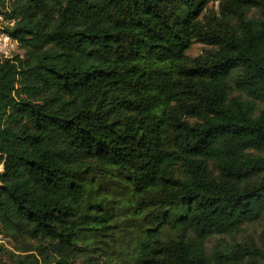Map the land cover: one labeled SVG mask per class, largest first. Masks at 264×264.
I'll use <instances>...</instances> for the list:
<instances>
[{"label":"trees","instance_id":"1","mask_svg":"<svg viewBox=\"0 0 264 264\" xmlns=\"http://www.w3.org/2000/svg\"><path fill=\"white\" fill-rule=\"evenodd\" d=\"M0 13V264H264V0Z\"/></svg>","mask_w":264,"mask_h":264},{"label":"built area","instance_id":"2","mask_svg":"<svg viewBox=\"0 0 264 264\" xmlns=\"http://www.w3.org/2000/svg\"><path fill=\"white\" fill-rule=\"evenodd\" d=\"M12 0H9V2ZM14 20H5L4 13H0V60L13 58L15 54H22V48L17 39L4 30L8 24H13ZM5 236L0 232V244L4 242Z\"/></svg>","mask_w":264,"mask_h":264},{"label":"rangeland","instance_id":"3","mask_svg":"<svg viewBox=\"0 0 264 264\" xmlns=\"http://www.w3.org/2000/svg\"><path fill=\"white\" fill-rule=\"evenodd\" d=\"M5 20L7 21L6 17ZM208 47H206L205 45L201 44V43H194L193 46L191 47V49L188 51V55L191 58H194L196 56H198L199 54H201L202 52H204ZM263 229V233H264V226L262 227ZM0 245H3L4 247L12 250V251H16L15 247H19L22 244V241H18V242H14L8 238L5 237L4 242Z\"/></svg>","mask_w":264,"mask_h":264}]
</instances>
